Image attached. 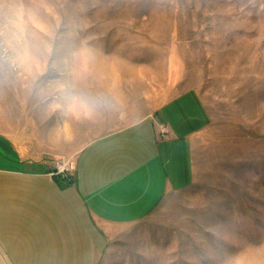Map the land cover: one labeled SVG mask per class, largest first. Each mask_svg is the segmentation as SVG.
Instances as JSON below:
<instances>
[{
    "label": "rangeland",
    "instance_id": "374dc122",
    "mask_svg": "<svg viewBox=\"0 0 264 264\" xmlns=\"http://www.w3.org/2000/svg\"><path fill=\"white\" fill-rule=\"evenodd\" d=\"M189 89L194 186L96 264H264V0H0V127L51 172Z\"/></svg>",
    "mask_w": 264,
    "mask_h": 264
},
{
    "label": "crops",
    "instance_id": "0c3cea01",
    "mask_svg": "<svg viewBox=\"0 0 264 264\" xmlns=\"http://www.w3.org/2000/svg\"><path fill=\"white\" fill-rule=\"evenodd\" d=\"M169 74L184 77L178 66ZM211 120L201 94L182 91L87 145L67 179L0 127V264H96L163 200L194 186L195 144Z\"/></svg>",
    "mask_w": 264,
    "mask_h": 264
},
{
    "label": "built area",
    "instance_id": "2783aa9c",
    "mask_svg": "<svg viewBox=\"0 0 264 264\" xmlns=\"http://www.w3.org/2000/svg\"><path fill=\"white\" fill-rule=\"evenodd\" d=\"M158 136L160 139L165 140L171 136V130L168 126H159ZM77 167L75 165H61L58 164L57 168L51 172V176L54 178L63 177L65 179L70 178L71 173L76 172Z\"/></svg>",
    "mask_w": 264,
    "mask_h": 264
},
{
    "label": "clouds",
    "instance_id": "9594fccd",
    "mask_svg": "<svg viewBox=\"0 0 264 264\" xmlns=\"http://www.w3.org/2000/svg\"><path fill=\"white\" fill-rule=\"evenodd\" d=\"M9 27H10V28H14L15 25H14L12 22H10V23H9Z\"/></svg>",
    "mask_w": 264,
    "mask_h": 264
}]
</instances>
